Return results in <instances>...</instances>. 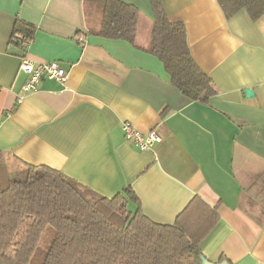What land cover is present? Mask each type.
Masks as SVG:
<instances>
[{
  "label": "crops",
  "instance_id": "obj_1",
  "mask_svg": "<svg viewBox=\"0 0 264 264\" xmlns=\"http://www.w3.org/2000/svg\"><path fill=\"white\" fill-rule=\"evenodd\" d=\"M119 1L138 9L135 44L147 47L151 1ZM160 2L169 21L183 23L212 81L207 101L183 96L152 55L96 35L100 0H0V154L11 165H47L105 197L129 187L160 224L198 195L218 214L200 254L264 264V16L253 21L242 9L227 18L217 0ZM17 22L34 28L25 56L56 61L68 72L64 85L42 78L22 91ZM126 121L161 140L141 150L124 138Z\"/></svg>",
  "mask_w": 264,
  "mask_h": 264
},
{
  "label": "trees",
  "instance_id": "obj_2",
  "mask_svg": "<svg viewBox=\"0 0 264 264\" xmlns=\"http://www.w3.org/2000/svg\"><path fill=\"white\" fill-rule=\"evenodd\" d=\"M102 2L98 36L122 40L155 57L169 82L192 101L214 93L210 77L193 60L183 23L167 18L160 0L153 10L148 46L135 44L139 11L119 0ZM229 18L244 9L264 16V0H217ZM34 28L15 24L11 41L25 56ZM0 264H198L200 244L218 220L214 206L195 195L171 224L151 221L127 187L102 196L47 165L20 162L10 170L0 154ZM137 203L132 211L129 202ZM55 233L46 250L40 238ZM39 253V254H37ZM38 255V256H37Z\"/></svg>",
  "mask_w": 264,
  "mask_h": 264
},
{
  "label": "built area",
  "instance_id": "obj_3",
  "mask_svg": "<svg viewBox=\"0 0 264 264\" xmlns=\"http://www.w3.org/2000/svg\"><path fill=\"white\" fill-rule=\"evenodd\" d=\"M19 68L26 73L25 82L22 85V91H35L42 78L53 79L65 84L68 72L61 68L56 61L34 62L26 56L21 57ZM124 138L132 142L141 150H150L157 142L161 140L155 131L141 133L137 131L130 122L122 124Z\"/></svg>",
  "mask_w": 264,
  "mask_h": 264
},
{
  "label": "rangeland",
  "instance_id": "obj_4",
  "mask_svg": "<svg viewBox=\"0 0 264 264\" xmlns=\"http://www.w3.org/2000/svg\"><path fill=\"white\" fill-rule=\"evenodd\" d=\"M7 160V159H6ZM8 168H10L11 170H14L16 167L19 168V164L14 163V165H11L12 162H6ZM5 179H1L0 183L4 184ZM54 229L50 226H48L45 231L43 232L40 241H39V249L40 250H46L50 244V241L52 240L53 236H54ZM39 254V253H37ZM38 256V255H37Z\"/></svg>",
  "mask_w": 264,
  "mask_h": 264
},
{
  "label": "water",
  "instance_id": "obj_5",
  "mask_svg": "<svg viewBox=\"0 0 264 264\" xmlns=\"http://www.w3.org/2000/svg\"><path fill=\"white\" fill-rule=\"evenodd\" d=\"M244 93L246 96H252L253 91L251 89H244ZM198 264H227L226 261H222L220 263H213L211 261H208L202 254L199 255V263Z\"/></svg>",
  "mask_w": 264,
  "mask_h": 264
}]
</instances>
